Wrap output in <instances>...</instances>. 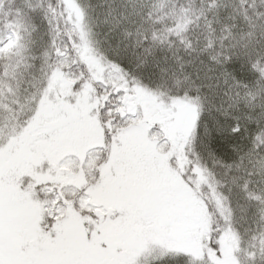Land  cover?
<instances>
[{"label":"snow or ice","instance_id":"1","mask_svg":"<svg viewBox=\"0 0 264 264\" xmlns=\"http://www.w3.org/2000/svg\"><path fill=\"white\" fill-rule=\"evenodd\" d=\"M0 264H264V0H0Z\"/></svg>","mask_w":264,"mask_h":264}]
</instances>
